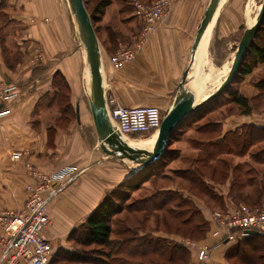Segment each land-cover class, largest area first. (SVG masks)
Segmentation results:
<instances>
[{
    "label": "crops",
    "instance_id": "crops-1",
    "mask_svg": "<svg viewBox=\"0 0 264 264\" xmlns=\"http://www.w3.org/2000/svg\"><path fill=\"white\" fill-rule=\"evenodd\" d=\"M210 1L172 0L167 15L136 57L114 68L111 56L121 43L136 39L141 26L133 6L111 0L98 20L102 25L98 39L106 99L114 97L127 106L157 105L167 112L185 73V86L194 93L196 102L214 91L228 73L222 71L221 76L218 66L230 68L235 57L238 27L244 32L252 26L260 9L256 14L246 3L237 13L234 0H220L194 51V39ZM260 64L264 66L262 62L257 65ZM208 66L209 72L205 70ZM87 70L76 21L64 0L0 1V81L19 85L18 96L2 106L9 113L0 117V210L20 211L24 207L27 185L38 182L32 170L51 172L75 167L78 172L60 185L48 204L53 228L44 235L55 251L64 246L72 230L109 192L105 187L93 199L89 190L77 183L78 179L100 177L96 172L108 171L110 159L100 145L90 110ZM219 98L205 103L201 110L210 107L214 112ZM197 110L200 109L182 122L185 129L180 130L174 142L182 145L190 141V135L186 140L185 136L198 122V117L192 116ZM257 117L232 114L217 122L224 134L243 124L257 123ZM257 120L264 124V118ZM133 176L134 173L122 176L121 183ZM230 190L231 181L227 180L219 193L221 205L228 201ZM80 195H85V200L78 198ZM127 197L129 194L124 199ZM205 244L211 247L209 264H230L227 253L234 243L221 244L211 234L204 241L190 243L195 252L190 264L197 260L198 250Z\"/></svg>",
    "mask_w": 264,
    "mask_h": 264
},
{
    "label": "rangeland",
    "instance_id": "rangeland-1",
    "mask_svg": "<svg viewBox=\"0 0 264 264\" xmlns=\"http://www.w3.org/2000/svg\"><path fill=\"white\" fill-rule=\"evenodd\" d=\"M118 1H122V3H125L126 5L132 7V0ZM64 2L67 4L69 9H71L68 0H64ZM262 2L263 0H234L233 3L237 10V13H239V9H244V5H246L247 3L248 7H252L254 13L257 14ZM96 3L97 0H87V7H89V11H97L95 10ZM95 15L97 16H95V19L93 21L94 27L97 30V27H100L102 25H100L98 21L100 13L95 12ZM242 32L243 28L238 27L237 43H239ZM97 35L100 38V34L98 32ZM256 41L257 43L264 42V33H261L259 39H257ZM247 61L251 62L252 58H247ZM225 66L226 65L223 64L218 66L220 68L219 71L221 76L222 71V73H225L229 70V66ZM207 69H209V66L205 67V70L209 72ZM212 71L213 70H211L210 72ZM261 83H264V66L261 64L256 65L252 73L250 74L241 75L240 72H238L228 88H226L222 92L217 102L219 104L216 110L214 112L206 114L205 116L197 120L198 122L195 124L194 128L189 129L187 136H185V140L190 135V141L181 145L179 142L170 140L171 142L168 145L170 151L166 153L160 160H158L153 166L142 169L141 171H134L133 169L140 166L139 164L128 158H126L125 160H121V158H119L118 156L109 155L110 159L114 158V160L109 159L108 171H106L105 169L102 171H97L96 174L100 176L97 179L86 177L84 179L82 178L77 180V183H80L78 185H80L82 189L89 190L90 196L89 193L87 195L89 197H92L93 199L95 198V195L100 196L101 191L103 192L105 187H107L109 188L108 191H115V199L121 203V197H126V195L129 194V197L124 199L123 203L133 204L132 208L138 209L135 212L134 210L130 212L126 210L124 212L115 214L114 218L112 219L113 231L111 234V238L116 239L121 237V235L125 233L123 229L127 227V225H140L143 232L151 234L153 237H155V239H158L159 241L161 240L160 244H162L164 248L165 246H167V244L170 243H181L188 247V264H190L194 255L193 253H195L192 249V246H190V243L196 244L200 241H204V239H206L207 236L211 234V226L205 225L204 221H208L209 216L214 211L221 209L222 202L219 193L223 183H225L227 180L231 181V190L228 193V198L232 201L236 203L246 204L249 207H255L261 202L264 196L259 198L260 195L259 193L257 194V192H259L261 184L264 183V163L258 162L259 160H257L250 154L238 157L235 156L234 158L229 157L231 166H239H237V169L231 170L229 169V167H225L224 163L215 157H212V159L215 160L204 158V155H202L200 150L196 148V139L214 136V134L207 135L199 132L198 127L207 122L216 120L220 121L228 117V115L232 114L238 116L255 114L256 116H258L257 118H264V85H262ZM234 94L244 95L248 98L249 105L251 106L250 114L242 113L244 107L240 106L234 101L231 102V100L234 98ZM165 112L166 111H163V115H165ZM198 115L199 114H197L195 118H197ZM257 118L255 120L257 121V124H259L260 121H258ZM183 129L184 127L182 128V130ZM174 133L176 134H174L172 138H176V136L180 137V133L178 130H176V132L174 131ZM149 134L151 133L131 136L136 139ZM259 147H261L259 144L255 145L251 149V151L257 153L258 155H262ZM203 149L210 151L212 150V147L204 146ZM14 156L18 157L17 155ZM193 168L194 170L202 169L205 171L203 179L206 181V184L210 186V188L205 187L207 191H202L199 186L191 183L190 180L186 179L183 176L187 171H192ZM132 173H135V176L132 177L131 182H133L134 184L138 183L139 185V188L134 191H131V189H126L125 186H121V177L124 176L126 178ZM91 183H93V186L90 185ZM169 188L171 190L166 191V196H169L167 198L169 199L170 203L167 200L166 205L163 206V208L159 209L157 205H155V202L151 201L150 198L152 197V195H156L160 192L163 193L165 189ZM73 192L75 193L74 190ZM85 197V195L78 196V198H80L81 200H85ZM198 211H200V213ZM205 213L206 215H208L206 216ZM50 218L51 225L50 227L46 228L45 231L47 229L53 228L54 218H52L51 216ZM81 231L82 229H78V231L72 232L73 234L69 235L67 242L64 243V246L56 250V254H54L51 264L115 263V260H113V258L107 256V252L109 251L110 246H104L95 243L86 245L81 243L80 239H75L76 236L81 237L83 235L79 234L81 233ZM1 234L2 232H0V235ZM187 241H189L190 243ZM57 251H60V255L64 254L65 257H63V259L61 258V256L58 257ZM93 251H95V253ZM91 253L98 255V259H88L87 262L76 260L78 259V257L76 258L75 255L91 257L93 255ZM112 260L114 262H112ZM229 260L230 264H236L234 263V261H236L234 257H231ZM181 262L182 261H178L175 264H182ZM142 263L173 264L168 260L167 257H161L160 254H151L150 257H146L145 259H143ZM237 264L239 263L237 262Z\"/></svg>",
    "mask_w": 264,
    "mask_h": 264
},
{
    "label": "built area",
    "instance_id": "built-area-1",
    "mask_svg": "<svg viewBox=\"0 0 264 264\" xmlns=\"http://www.w3.org/2000/svg\"><path fill=\"white\" fill-rule=\"evenodd\" d=\"M131 4L141 28L136 39L121 43L113 53L111 63L114 68L123 67L136 57L167 15L172 0H132ZM18 92L17 83L0 81V117L9 113L10 110L2 106L17 97ZM107 109L113 130L120 136L158 131L164 116L157 105L127 106L114 97L107 100ZM77 172L73 166L51 172L31 171L38 182L27 185L29 195L24 207L20 211L0 210V264H51L55 249L43 235L51 225L48 204L58 193L60 185ZM208 222L212 228L211 236L221 244L234 243L252 231L264 233V198L255 207L228 199L220 210L209 216ZM210 257L211 247L205 244L199 248L193 264H209Z\"/></svg>",
    "mask_w": 264,
    "mask_h": 264
},
{
    "label": "trees",
    "instance_id": "trees-1",
    "mask_svg": "<svg viewBox=\"0 0 264 264\" xmlns=\"http://www.w3.org/2000/svg\"><path fill=\"white\" fill-rule=\"evenodd\" d=\"M145 1H152V0H145ZM85 2L87 5V0H85ZM110 2L111 0H97V3L95 4V10L97 11H93V10L89 11V7H87L92 17V20H94L95 16H97L95 15V12H99L100 14H102V12H104V9L107 7V5ZM138 23L140 25L139 20ZM96 32L99 33V27H97ZM261 33L262 34L264 33V19L259 27V30L251 46L246 52L241 68L239 70L241 75H247L252 73L253 69L258 64V62L264 63V42L257 43L256 41L257 39H259ZM249 57L252 58L251 62L247 61V58ZM261 84L264 85V83ZM221 94L218 95V98L219 96H221ZM233 101L238 103L240 106L244 107L242 113L244 114L251 113V106L249 105V101L246 96L234 94V98L231 100V102ZM207 104H204L201 107H204ZM201 107L199 108L200 110H197L192 115L193 117H196V115L199 114L197 120H199L206 114L211 113L214 110L212 108L210 109V107L201 110ZM197 120H195V122H197ZM217 121L219 120L207 122L201 125L200 127H198L200 133H204L207 135L214 134L213 137L208 136V137L196 139L197 140L196 148L200 150L202 155H204L203 156L204 158L215 160L212 159V157H215L219 159L221 162H223L225 167H229V169L231 170L237 169L238 166V165L236 166L230 165L231 162L229 161L230 160L229 157L234 155L243 156L248 153H251L252 156L257 158L258 160H264V145H263L264 124L247 123L241 125L240 127L234 130H229L223 134L221 132V127H220L221 124ZM176 130H178L180 133V130H182V123L177 127ZM174 134L176 133H173V135ZM172 137L170 140H174V138ZM258 144L261 146L259 147V150L260 152H262L261 153L262 155L260 154L258 155L257 153L251 151V149ZM204 146H211L212 150L210 151L205 150L203 149ZM169 151L170 149L167 147L165 154L168 153ZM204 174H205L204 170L202 169L194 170L193 168L192 171L191 170L187 171L183 176L186 179L190 180L191 183H194L195 185L199 186L202 189V191L204 190L207 191L205 187L210 188V186L206 184V181L203 179ZM131 179L132 178L128 179L127 182L126 181L122 182L121 186L122 187L125 186L126 189H131V191L137 190L139 188L138 183L134 184L133 182H131ZM169 190L171 189L170 188L165 189L163 193L161 192L157 193L156 195H152V197L150 198L151 201L155 202V205H157L159 209L163 208V206L166 205L167 200L169 202V199L167 198L169 196H166L167 195L166 191ZM258 193L260 195L259 198L264 196V183L261 184L260 190L259 192H257V194ZM115 196L116 195L114 190L109 191L106 194V196L102 199L101 203L87 216L86 220L83 223H81L77 228L72 230V232H75L78 231V229H82L81 233L79 234H83V235L81 237L76 236L77 238L75 237V239H80L81 243L86 245L95 243L104 246H110V249L107 252V256H110L111 258H113V260H115L114 264L116 263L144 264L142 263L143 259H145L146 257H150L151 254H156V255L160 254L161 257L164 258L167 257L168 260L173 264H175L178 261H182L181 262L182 264H188V259H189L188 247H186L181 243H173V244L170 243L167 244V246H165L164 248V246L160 244L161 240L159 241L158 239H155V237H153L151 234L143 232L140 225L138 226L127 225V227L123 229V231H125L124 234L126 235L123 234L121 235V237L116 239L111 238V234L113 231L112 219L114 218L115 214L124 212L126 210H128L129 212L133 210L135 212L138 210L132 208L133 204L130 203L124 204L123 203L124 196L121 197L122 203L117 201L115 199ZM198 212L200 213V211ZM204 224L207 226L209 225L207 220L204 221ZM72 232L71 234H73ZM55 252L54 254H56ZM93 252L95 253V251ZM94 253H91L93 254L92 256L94 257L75 255L76 258L78 257V259L76 258L75 259L86 262L88 259H92V258L97 260L98 255H95ZM80 254H84V253H80ZM57 256L58 257L61 256L62 259L63 257H65L64 254L60 255V251H57ZM227 257L229 259L231 257H234L236 260L234 261V263L236 264L237 262L239 264H264V233L262 232L251 233L245 237L239 238L236 242H234V245L228 250ZM113 260L112 262H114ZM132 260H137V261H132ZM108 264H110V262Z\"/></svg>",
    "mask_w": 264,
    "mask_h": 264
},
{
    "label": "water",
    "instance_id": "water-1",
    "mask_svg": "<svg viewBox=\"0 0 264 264\" xmlns=\"http://www.w3.org/2000/svg\"><path fill=\"white\" fill-rule=\"evenodd\" d=\"M69 2L71 5V11L76 19L78 35L84 46L87 57L90 87L89 103L98 140L101 147L110 156H118L122 160L128 158L139 164L140 166L135 167V169H133L134 171L148 168L160 160L164 156L170 143V139L177 127L196 109H199L202 105L220 95L230 85L239 72L246 52L251 46L264 19L263 0L255 23L252 26L247 27L242 34L237 45L235 57L232 60L227 75L217 88L202 101L196 102L194 93L185 86L187 73L184 74L174 104L163 116L154 147L152 150H147L127 145L126 142L123 141L122 136L113 130L108 114L107 99L103 84L100 43L92 17L88 11L85 0H69ZM219 3L220 0H211L208 4L194 39V51L218 8ZM257 232L258 231H252V233Z\"/></svg>",
    "mask_w": 264,
    "mask_h": 264
},
{
    "label": "bare ground",
    "instance_id": "bare-ground-1",
    "mask_svg": "<svg viewBox=\"0 0 264 264\" xmlns=\"http://www.w3.org/2000/svg\"><path fill=\"white\" fill-rule=\"evenodd\" d=\"M68 2H69V0H68ZM75 21H76V19H75ZM157 135H158V131H155V132H153V133H151L149 135H146V136H143V137H140V138H136V139L133 138L132 136L124 135V136H122V139L129 146H132V147H135V148H144V149L149 150L151 148V146H152V141L155 138H157ZM155 141H156V139H155ZM155 141L153 143V147H154ZM153 147H152V149H153Z\"/></svg>",
    "mask_w": 264,
    "mask_h": 264
}]
</instances>
